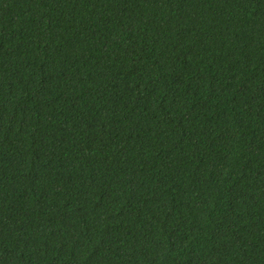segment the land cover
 Returning <instances> with one entry per match:
<instances>
[{"label":"trees","instance_id":"16d2710c","mask_svg":"<svg viewBox=\"0 0 264 264\" xmlns=\"http://www.w3.org/2000/svg\"><path fill=\"white\" fill-rule=\"evenodd\" d=\"M0 264H264V0H0Z\"/></svg>","mask_w":264,"mask_h":264}]
</instances>
